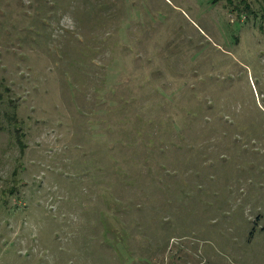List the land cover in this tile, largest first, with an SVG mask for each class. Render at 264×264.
I'll return each instance as SVG.
<instances>
[{
  "label": "rangeland",
  "instance_id": "obj_1",
  "mask_svg": "<svg viewBox=\"0 0 264 264\" xmlns=\"http://www.w3.org/2000/svg\"><path fill=\"white\" fill-rule=\"evenodd\" d=\"M0 264H264V0H0Z\"/></svg>",
  "mask_w": 264,
  "mask_h": 264
},
{
  "label": "trees",
  "instance_id": "obj_2",
  "mask_svg": "<svg viewBox=\"0 0 264 264\" xmlns=\"http://www.w3.org/2000/svg\"><path fill=\"white\" fill-rule=\"evenodd\" d=\"M252 234H253V232H251V234H250V235L252 236Z\"/></svg>",
  "mask_w": 264,
  "mask_h": 264
}]
</instances>
